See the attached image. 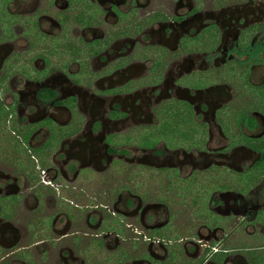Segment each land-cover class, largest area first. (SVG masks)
I'll return each instance as SVG.
<instances>
[{
    "label": "flooded vegetation",
    "instance_id": "obj_1",
    "mask_svg": "<svg viewBox=\"0 0 264 264\" xmlns=\"http://www.w3.org/2000/svg\"><path fill=\"white\" fill-rule=\"evenodd\" d=\"M0 264H264V0H0Z\"/></svg>",
    "mask_w": 264,
    "mask_h": 264
}]
</instances>
